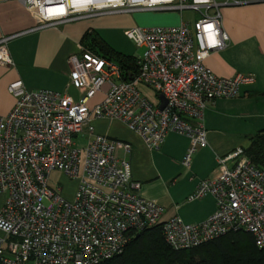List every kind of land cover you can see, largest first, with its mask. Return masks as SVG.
I'll list each match as a JSON object with an SVG mask.
<instances>
[{
    "label": "built area",
    "instance_id": "obj_1",
    "mask_svg": "<svg viewBox=\"0 0 264 264\" xmlns=\"http://www.w3.org/2000/svg\"><path fill=\"white\" fill-rule=\"evenodd\" d=\"M37 15V27L96 13L142 8L197 12L176 25L126 28L136 47L138 68L122 78L120 64L83 44L68 56L67 90L27 89L21 79L8 84L15 101L0 115V264H102L120 253L135 231L161 224L164 240L173 248H188L230 231H249L264 248V167L254 164L245 147L217 156L219 173L200 178L188 199L211 193L215 209L205 219L185 222L164 218L156 200L138 193L125 154L131 143L95 131L94 118L122 121L149 148H157L169 131L186 134L189 145L181 163L189 167L193 153L206 146L204 109L216 97H232L251 73L220 76L205 58L225 47L220 5L230 0H106L105 5L76 0H23ZM81 4V5H80ZM11 35L0 36V63L13 64L7 47ZM106 85L100 100L90 99ZM151 89L150 99L140 86ZM166 99L159 107L158 94ZM86 138L78 146V136ZM122 149L123 155L117 150ZM78 183L73 198L48 183L52 170ZM261 264H264L261 263Z\"/></svg>",
    "mask_w": 264,
    "mask_h": 264
},
{
    "label": "crops",
    "instance_id": "obj_2",
    "mask_svg": "<svg viewBox=\"0 0 264 264\" xmlns=\"http://www.w3.org/2000/svg\"><path fill=\"white\" fill-rule=\"evenodd\" d=\"M81 9V16L37 27V15L28 10L23 0H0V36L13 34L7 41L13 64L0 63V115H6L14 104L8 84L15 79H21L27 89L70 91L68 56L78 51L86 31L95 30L116 50L136 56L134 41L124 33L126 28L176 25L183 17L198 15L179 9L142 8L157 9L145 12L121 9L89 14ZM220 11L229 42L212 51L204 62L217 75L251 73L254 79L242 84L238 95L216 97L207 103L203 116L207 144L193 153L189 167L181 163L189 145L186 134L169 131L157 148H149L122 121L111 118L92 121L96 132L131 143L125 156L132 178L140 182L138 193L162 205L164 218L177 215L185 222H197L210 215L215 209L211 193L196 199L187 196L200 178L219 173L217 156L236 146L246 147L249 135L264 128V0H230L220 5ZM105 88L106 85L95 93L89 105L102 98ZM140 88L155 99L151 89L143 85ZM117 154L124 153L118 149ZM4 196L0 193V205Z\"/></svg>",
    "mask_w": 264,
    "mask_h": 264
},
{
    "label": "trees",
    "instance_id": "obj_3",
    "mask_svg": "<svg viewBox=\"0 0 264 264\" xmlns=\"http://www.w3.org/2000/svg\"><path fill=\"white\" fill-rule=\"evenodd\" d=\"M81 43L94 52L116 60L122 78L136 73L137 57L122 53L108 44L95 30L86 31ZM245 147L251 161L264 167V128L250 134ZM264 248L258 247L252 234L244 229L230 231L188 248H173L162 235L161 224L132 233L124 249L102 264H261Z\"/></svg>",
    "mask_w": 264,
    "mask_h": 264
},
{
    "label": "rangeland",
    "instance_id": "obj_4",
    "mask_svg": "<svg viewBox=\"0 0 264 264\" xmlns=\"http://www.w3.org/2000/svg\"><path fill=\"white\" fill-rule=\"evenodd\" d=\"M153 10H157V9H136V10H131V11H134V12L135 11L145 12V11H153ZM160 11H163V10H160ZM150 26H164V25L155 24V25H150ZM167 26H169V25H167ZM135 49H136L135 50V55L136 54H139V55L142 54L143 47H138V48L136 47ZM72 87H71V89L69 91L70 93H74L75 90H76L74 87L73 88ZM73 95L76 96L77 95L76 92ZM76 142H77L78 146H83L85 144V142H86V138L79 135L76 138ZM48 183L53 188H56L57 186L60 185L61 186L60 194L63 197H65L66 199H70L71 200L73 198L74 191H75L77 183H78V178L77 177H70L67 174H65L63 171L55 169V170H52L49 173Z\"/></svg>",
    "mask_w": 264,
    "mask_h": 264
},
{
    "label": "bare ground",
    "instance_id": "obj_5",
    "mask_svg": "<svg viewBox=\"0 0 264 264\" xmlns=\"http://www.w3.org/2000/svg\"><path fill=\"white\" fill-rule=\"evenodd\" d=\"M69 1L72 2V3L76 2V0H69ZM88 1L95 2V4L98 5V6L106 4V0H83L84 3H81V4H86Z\"/></svg>",
    "mask_w": 264,
    "mask_h": 264
},
{
    "label": "water",
    "instance_id": "obj_6",
    "mask_svg": "<svg viewBox=\"0 0 264 264\" xmlns=\"http://www.w3.org/2000/svg\"><path fill=\"white\" fill-rule=\"evenodd\" d=\"M158 98L160 99V102L158 103V106H159V107H163L164 104L166 103V99H165V97L163 96L162 93H159V94H158Z\"/></svg>",
    "mask_w": 264,
    "mask_h": 264
}]
</instances>
